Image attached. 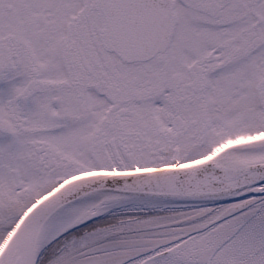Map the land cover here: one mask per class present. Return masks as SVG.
Wrapping results in <instances>:
<instances>
[{"label": "snow or ice", "instance_id": "snow-or-ice-1", "mask_svg": "<svg viewBox=\"0 0 264 264\" xmlns=\"http://www.w3.org/2000/svg\"><path fill=\"white\" fill-rule=\"evenodd\" d=\"M0 264H264V0H0Z\"/></svg>", "mask_w": 264, "mask_h": 264}]
</instances>
